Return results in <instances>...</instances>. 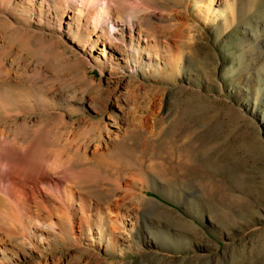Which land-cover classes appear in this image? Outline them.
<instances>
[{"label":"rangeland","instance_id":"374dc122","mask_svg":"<svg viewBox=\"0 0 264 264\" xmlns=\"http://www.w3.org/2000/svg\"><path fill=\"white\" fill-rule=\"evenodd\" d=\"M7 1L0 127L100 171L84 184L104 220L0 264H264V0H117L122 40L93 47L92 25Z\"/></svg>","mask_w":264,"mask_h":264},{"label":"bare ground","instance_id":"6f19581e","mask_svg":"<svg viewBox=\"0 0 264 264\" xmlns=\"http://www.w3.org/2000/svg\"><path fill=\"white\" fill-rule=\"evenodd\" d=\"M202 1L204 0L198 2ZM244 1L234 0L238 3ZM7 2L10 8L15 3L12 10L21 6L23 11L36 12L41 17L46 13L51 20L53 17L56 18L61 27L65 25V18L70 16L67 26L71 28L74 24L78 34L92 25L93 32L86 40L85 46L93 47L101 38H104V41H107L108 37L112 39L111 42L119 41L122 39L117 34L125 33L119 28L121 21L118 23L120 11L117 0H8ZM134 15L135 13L130 12L127 16L126 21L130 29L135 25ZM137 34L131 32V36L136 35L133 41L135 48L140 47L143 41L141 38L143 35L140 32ZM93 36L96 37L95 40L90 38ZM103 53L107 62L109 60L107 52L104 50ZM47 129L49 132L50 129ZM46 132L37 131L29 140L21 141L17 129L13 134H9L0 127V255L3 258L9 256V253L15 249L14 246L20 247L25 243L37 246L39 243L48 242L51 235L57 231L70 234L77 221L92 230L94 226L100 227L104 220L100 217L99 207L91 208L93 202L84 184L88 179H96L100 171L76 166L72 158L64 157V153L57 149L60 148L59 146L56 148L49 144L50 140ZM115 220L118 226H125L124 220L119 221L117 218ZM136 223L138 224L134 228L140 232V223ZM104 232L98 231V235H93L92 240L101 241ZM144 234L150 243L149 227L146 225ZM16 236H21L22 240L15 239ZM107 241L109 244L113 243L112 237L108 235Z\"/></svg>","mask_w":264,"mask_h":264}]
</instances>
